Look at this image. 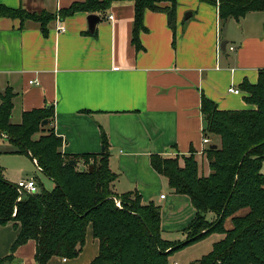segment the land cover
Returning a JSON list of instances; mask_svg holds the SVG:
<instances>
[{
    "label": "crops",
    "instance_id": "obj_1",
    "mask_svg": "<svg viewBox=\"0 0 264 264\" xmlns=\"http://www.w3.org/2000/svg\"><path fill=\"white\" fill-rule=\"evenodd\" d=\"M84 1L0 0V5L58 15ZM253 13H258V21L245 23ZM261 14L230 19L223 27L217 7L200 0H178L173 28L166 13L146 11V30L138 36L140 49L134 43L131 1L116 2L102 14L78 12L60 21L58 16L47 35L38 23L27 21L21 26L19 20L0 18V97L8 88L14 93V125L22 123L26 112L53 108V121L44 127L62 138L66 155L101 154L105 134L110 169L117 175L113 191L136 192L143 204L166 203L174 228L184 230L196 211L189 197L175 194L167 178L152 168L151 157L194 154L200 175H209L205 151L218 145L214 137L205 136L202 99H210L221 111L251 108L240 86L244 81L256 84L264 71ZM89 15L99 18L93 30ZM59 26L66 32L59 33ZM231 88L239 94L230 93ZM204 136L210 144L204 145ZM9 148L8 136L2 134L0 152ZM0 155L25 156L42 174L29 156ZM24 180L39 184L37 178L20 179ZM166 186L169 198L161 194ZM175 209L182 213L174 214ZM209 215L216 219L213 213L207 219ZM17 235L13 223L0 225V259L10 254ZM36 251L37 243L30 240L16 250L9 264H37ZM98 253L99 241L89 227L76 258L53 257L47 264H91Z\"/></svg>",
    "mask_w": 264,
    "mask_h": 264
},
{
    "label": "trees",
    "instance_id": "obj_2",
    "mask_svg": "<svg viewBox=\"0 0 264 264\" xmlns=\"http://www.w3.org/2000/svg\"><path fill=\"white\" fill-rule=\"evenodd\" d=\"M124 1L134 4V43L138 49L139 33L146 30V11L166 13L170 26H175L178 0H86L62 9L58 15L0 5V18L19 20L21 26L27 21L38 23L47 35L49 24L58 16L65 19L78 12L102 14L114 3ZM200 1L217 7L223 27L230 19L264 12V0ZM240 88L252 108L221 111L210 99H202L205 136L221 140L219 148L212 145L206 150L211 170L208 176L200 175L194 154L151 157L152 168L167 178L175 194L189 197L196 211L183 230L184 242L164 238L161 207L156 203L143 204L136 192L117 195L113 191L117 175L110 169L105 134L101 154L66 155L62 138L54 129L42 127L46 120L52 123L53 108L26 112L22 123L14 125V93L6 89L0 97V136H8L11 148L0 154L26 155L36 160L55 187L47 191L41 184L39 193L21 195L17 185L0 171V225L13 223L18 230L10 254L0 259V264L11 263L16 250L30 240L37 243V264H47L53 257L74 259L85 246L89 227L99 241L98 256L91 264H170L173 254L215 233L225 238L191 264H264V71L256 84L244 81ZM71 161L76 164L70 165ZM241 210L248 212L238 216ZM208 213L215 214L216 219L209 221ZM229 219L230 229L226 227Z\"/></svg>",
    "mask_w": 264,
    "mask_h": 264
},
{
    "label": "rangeland",
    "instance_id": "obj_3",
    "mask_svg": "<svg viewBox=\"0 0 264 264\" xmlns=\"http://www.w3.org/2000/svg\"><path fill=\"white\" fill-rule=\"evenodd\" d=\"M264 17V14H261ZM244 21V20H241ZM254 21H258V13H253L247 16L245 23H254ZM254 24H252L253 26ZM252 108V107H251ZM250 109V108H249ZM45 128V127H44ZM41 134V133H40ZM37 134L35 136V139L39 138V135ZM214 137V143L218 145V148L221 146V140L218 136ZM210 144V143H209ZM206 150V149H205ZM206 153V151H205ZM207 158V155H206ZM264 165V163H263ZM210 168V167H209ZM1 169L4 171V175L9 178L10 181H20V179H29V178H37L39 182V189L42 190L41 184L43 185V188L47 191L53 190L55 186H53V182L46 178L43 174L37 171L35 165L33 162L25 157V156H10V155H0V171ZM211 173V170H210ZM209 173V174H210ZM264 173V172H263ZM204 176V175H203ZM208 176V175H207ZM170 189L169 187H164L161 191V194H164L168 198L170 197L169 194ZM120 202V201H119ZM160 206L161 212H162V229H163V235L164 238L170 241H180L184 242L186 240V236L183 233V230L179 229L177 227L174 228V217L172 214H168L169 210L167 208V204L163 203ZM120 207V206H119ZM174 214L182 213L178 211V209H175ZM248 212V210H241L238 213V216L244 215ZM208 220H213V215L208 216ZM231 219L226 221V227L230 229L232 227V223L230 221ZM216 234V235H215ZM208 238L193 244L189 247H186L185 249L180 250L179 252L173 254L170 257V264L177 263V264H191L200 258H202L204 255L209 254L210 251H212L213 244L215 242H219L225 238L224 234L221 233H215Z\"/></svg>",
    "mask_w": 264,
    "mask_h": 264
},
{
    "label": "built area",
    "instance_id": "obj_4",
    "mask_svg": "<svg viewBox=\"0 0 264 264\" xmlns=\"http://www.w3.org/2000/svg\"><path fill=\"white\" fill-rule=\"evenodd\" d=\"M59 21H60V18H59ZM57 30H58L59 33L66 32V29L63 26H59L57 28ZM230 50L231 51H235V47H231ZM229 92L230 93L239 94V91L235 90L233 88L229 89ZM203 143H204V145H208L210 143L209 138L204 136ZM17 190H18V192L21 195H24V194H37V193H39V186H38V183L35 180H24V181H20L17 184ZM161 198H164V195L161 196ZM21 199H22V196H20L18 201H20ZM116 204L118 206H120V202L118 200H116ZM172 264H177V263H172Z\"/></svg>",
    "mask_w": 264,
    "mask_h": 264
},
{
    "label": "water",
    "instance_id": "obj_5",
    "mask_svg": "<svg viewBox=\"0 0 264 264\" xmlns=\"http://www.w3.org/2000/svg\"><path fill=\"white\" fill-rule=\"evenodd\" d=\"M88 21H89V27H90V29L93 30L94 27L96 26L97 22L99 21V18L96 15H89ZM47 125H48V121L47 120L42 123V126L43 127L44 126H47ZM212 148L215 149L217 147L216 146H213ZM75 164H76L75 161H71V163H70V165H72V166H74ZM92 170H93V168L91 167L90 168V171H92Z\"/></svg>",
    "mask_w": 264,
    "mask_h": 264
}]
</instances>
